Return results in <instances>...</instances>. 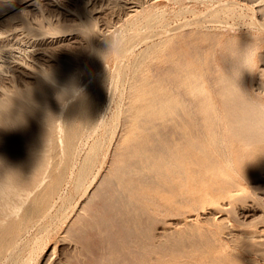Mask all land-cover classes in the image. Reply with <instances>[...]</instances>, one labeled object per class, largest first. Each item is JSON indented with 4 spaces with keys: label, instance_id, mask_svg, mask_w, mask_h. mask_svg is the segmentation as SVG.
Segmentation results:
<instances>
[{
    "label": "rangeland",
    "instance_id": "rangeland-1",
    "mask_svg": "<svg viewBox=\"0 0 264 264\" xmlns=\"http://www.w3.org/2000/svg\"><path fill=\"white\" fill-rule=\"evenodd\" d=\"M22 1L24 0H0V12H1L0 14L4 15L5 17L4 20H0V52H2V55L0 54V56H2L1 57L2 59L0 58V65H2L0 67V98H1L0 102L1 100L4 101L5 103L7 102V100H9V102L12 101L10 105L13 111L15 112L17 111V109H19L18 112L15 113L17 116H15V114H12V116L14 115L16 119L18 117L19 121L21 119V114L23 112L27 111L30 114L31 112L29 111L30 109L33 111L31 112V114L32 113L38 114L36 115L37 117L32 116V118H34V120L37 118L40 121L39 124H36L38 122L37 120L35 121L36 123L34 124L33 123L34 120L33 121L30 120L32 119L31 115L28 118L29 116L28 113H27L26 119H28L27 120L28 123L34 124V125L31 124V126L34 127L38 125L37 127L39 129L35 130L36 133L38 132L37 135H39L40 132L42 133V134L40 133L42 136H44L43 134H46L45 138H43L41 135H39L38 138H40L41 136L43 141H45L46 139L45 142L46 143L48 142L47 144L44 142L46 146V147L44 146V148L49 150L47 151L45 149V152L47 151L46 154L47 156L49 155L50 159L52 160L50 161L52 164L54 163V159L57 158L56 160L58 162L60 157L63 156L62 154L63 144L65 145L66 142L64 141V143H62V141L65 140L66 135H68V133H66L67 131L69 132L68 125L71 126L73 122L77 124L76 127L79 125L78 128H75V129L80 130V131H77L79 136H77L78 138L77 140L75 139L76 141H74L73 144L76 150L78 149L80 153L78 152V155H77L76 154L77 152H76L75 155H73L74 159L69 160L68 163L66 164V166L69 165L67 168H65L67 172L65 171L66 173L63 174V176L65 177L62 178L61 176V179H60V182L63 179L62 180L63 183H61L60 185L58 184L59 187L58 186L57 187L59 189L57 188L55 191L56 196L54 194V196L51 198L52 202L50 201L49 206L51 205L52 207H50V209H49V206L48 208H46V210L48 209V211L52 210L50 211L51 213L49 214V212L45 210L48 214L44 211L42 213V216L40 215L37 217L41 219L40 222H42L43 226L38 221L39 219H37L35 225H32V227L30 226L27 229V231L26 232L24 231V233L22 234V239L17 244L18 249L16 247V249L14 250L15 252H13L12 254H9V255L6 254L4 256H0V264H9V262H11L12 259L13 261L10 264H21L22 262L23 264H26L28 262H30V264H100L101 261H102L101 264H106V262L107 264H116V263L117 264H122V263L123 264H142V263L145 264L143 261V258H146L147 256L146 257H141V256L142 254L143 256H145V254L148 255L149 253L150 255L147 257V259L149 258V261L147 259H144L146 260L147 264L149 263L151 264H154V263L155 264H165V263L166 264H227V263L228 264H264V179H262L264 178V173H262L260 177H255V178L251 177V175L249 174V170L252 171L253 168L256 166L252 158L243 157V159L240 162H238V165H237L238 174L241 176H244L243 177L244 179L241 178L240 176L237 177L238 182H239L238 186H235L225 180H222L221 178L219 179V177L209 176V173L206 171V168L200 165L199 163L190 164V169H201L204 172L203 174H201V176L198 177L199 179H197L198 180L197 183H190V186L192 188L193 187L199 188V189H196L198 191L197 192L198 195H196L197 193L195 192L192 193L193 191H196V190L195 189L193 190L191 187H190L191 189L188 192V194L180 193L181 186H180L179 177L177 175L171 174L170 177H166L163 175L162 178H159L158 176L157 178H154V176L150 178L147 177L148 180L149 179L151 180V178H154L156 179V181L152 179L149 182V184H148V180L144 182V180H146V176H148L146 174H150V173L154 174L152 171L153 169L149 170V168H147L146 162L144 160H141L140 162L137 163L135 170L133 169L131 171V172L133 171L135 172H133L132 174L130 172L129 174L125 170L126 167L123 168L124 163H122V159L123 158L126 159L127 157H125L126 155L125 156L120 155V153L126 154L127 148H128V151L130 152V150L132 151V149H135L137 147L142 146L141 148L144 147V148L150 149L154 145V147L152 148L154 149L155 144H157L158 149L155 148L154 150H156V152L158 150L159 154L158 152L156 154L155 151H153L152 149L151 150L155 154L152 151L149 152V154L153 153L151 156H153L155 160H158L161 155H164V153L166 154L165 151H167V149L168 150L171 149V147L174 144L172 141L171 133L168 134V132H170L169 130H172V128L168 127L167 128L168 130L166 129L167 133L166 132L164 133V131L166 130H164V128L162 127L163 128V131H161L163 132L162 134H168V135L165 136L161 134L159 135V137H157L158 135H156V132L158 129V125L157 127L153 125L152 127L150 126L147 128L145 124H147L148 121H143L142 120L143 117L141 119L142 115H138L140 117H137L134 119V117L137 116L136 112H133V111L129 112L128 109L130 108L131 105L127 104L129 102L131 103L133 100H130V101L128 100L135 98V96L133 97V94H135L139 88H149L154 84V79L152 82V80H150L151 79L150 76L154 78L153 74L157 72L156 71L157 68L159 69V67L162 68V67L168 66L169 61H171L170 57L173 59H176L175 57L180 56L181 59L184 58L185 60H188L189 58V61H190L193 58L190 54L194 50L196 51L200 48H202V50H204L205 52L214 50V54H215L213 55L215 59L214 62L217 65L222 66V63L219 60L220 59L219 53H221L222 48L224 47V44H223L224 41L222 40H227L228 38H232V37L248 38L250 37V35L252 36L254 34L255 35L260 34L261 36L264 37V25L262 24L259 25L260 23H264V11H262L264 8L262 6L264 5V0H251V1L250 0H35V2H33L30 5L26 4L29 1L21 3ZM136 3H138V6H135L137 5ZM16 6L20 9V12L22 11L20 14H19V9L17 10ZM5 7L7 8V12L11 7L16 8L18 12L13 13L11 15L12 17L11 18L10 16H6L7 12L4 11ZM85 7H86V12L88 14L90 13L91 15H86L87 13L84 12L83 10L85 9ZM219 9L220 10L222 9V10L220 11ZM218 10H219V13H218ZM215 14L218 16H215V19H214L213 17ZM88 16L89 17L91 16V17L89 18ZM86 17H88L89 19ZM201 18L204 21H202ZM210 18L212 19L210 20ZM191 19L193 20V22L191 21ZM82 21L84 22L83 24H81ZM86 23L90 24L89 25L90 28L88 27ZM85 24L87 25L89 30L85 28L86 27ZM27 25L29 27H27ZM81 27L83 29L85 28V30L83 29L79 30V28ZM53 28L55 30H53ZM59 30L61 32H59ZM90 30H92L93 33H91ZM91 34L95 35V37L93 36L94 39L92 38V36H89ZM84 35L85 36L88 35L89 40ZM202 35L205 37L201 38ZM217 36L218 38H216ZM180 37L181 38L184 37V38L181 39ZM172 39H175V40H172ZM178 39L179 40L181 39V40L178 41ZM216 41H217V44H216ZM87 43H88V46H87ZM93 44L96 46V48L95 46H93ZM99 44L101 45L100 46L101 48L97 46ZM220 45L222 46V48ZM4 46L6 47L4 48ZM98 48L103 49V51L100 49L98 50ZM145 49L148 52H145ZM100 51L103 53L105 52V53L101 54ZM96 52H98L99 55L101 54L100 57L97 58V56L99 55ZM259 52L260 53L264 52V44L259 49ZM93 54L97 56H94ZM101 56L103 58H101ZM115 56L119 59L118 60L119 62L116 60L117 58ZM55 57L59 58L58 60L60 62H58L57 59L55 60L54 59ZM51 58H53L54 60ZM69 60H72V64L70 63L71 61L69 62ZM49 61L55 66H52V65L50 66L49 64L51 63ZM65 61L68 63H66ZM263 63H264V60L260 59V57L258 56L256 58V65L259 67V65L260 66L263 65ZM60 64L61 66H58ZM69 64H71L70 67H72V69L70 68V70L72 71V73H74V75L76 74V81L80 85L79 92L76 94V96H78L81 99V101L80 99H78V97L76 98L75 96H74L75 98L71 96V97H68L69 98L68 99L65 97L66 95L63 96L59 93H56V94L54 93L51 95V98L49 97L48 100L46 99V97H42L41 98L42 100L43 98H44V101L46 100L45 103H43V101L39 100L40 97L38 98L37 95L33 94L34 96H31V100H34V101L37 100V101L36 102L32 101L33 104L35 103L34 105H32L31 101L26 100L25 98L19 97V94L25 91H29L30 93L40 92L42 90L43 85L48 83L47 82L48 80L46 79V75L44 72H46L47 74L48 71L51 69L50 71L56 70L59 73H61L63 66L69 65ZM39 66L42 70V73L38 72L40 71ZM48 67L50 68L48 69ZM60 67L62 69H59ZM42 68H45L47 71ZM257 69L255 70L256 74H255L254 82H257L260 79L262 80L264 79V75L263 76L259 75ZM34 70H38V71H35L37 72V74L34 72ZM38 73H41L40 76ZM37 76L40 77L42 81L39 80ZM136 76H138L137 77L138 79H135ZM34 77H36L37 79H35ZM43 78L46 79L47 81L43 80ZM139 82H141V84ZM132 83L135 85V87L137 86V88H134L133 86V89H132L131 88ZM95 89L98 90L100 93V97L98 100L99 108L97 109L99 113L103 112L102 115H103L105 124L108 123L107 124L108 129H106L107 133H109L108 136H106L107 133H105L106 131L104 130L103 127L99 128L100 130L98 129L99 131L97 130V132L92 131L93 133H89L91 131V128H89V125L81 124L82 125L81 127L79 122L76 121V120H80L78 119V117L81 114L86 112L85 110L86 103L88 101L89 96L90 97L91 95L94 96V94L96 93ZM131 89L134 91L129 92L131 91ZM83 93L85 94V96H81L83 95ZM129 94H132V95H129ZM59 95H61L62 97ZM50 99L52 101H50ZM77 100H79L80 103ZM37 102L38 103L40 102V105L43 103L41 107L44 106V104L46 105V103H48L49 106L46 105L48 107L44 106L40 108L39 107L40 105L38 106ZM82 102H83V105H82ZM60 103L61 105H59ZM24 104H27L28 107H26V105ZM35 105H37L38 107H34ZM62 105L64 108L62 107ZM142 105L146 106L147 102H144V104L142 102ZM12 106H14V108ZM32 107L34 110L32 109ZM72 107H74L73 110H72ZM27 108L29 109L27 110ZM39 108L41 110L43 109V111L39 112L41 111ZM45 108H46V111H44ZM53 108L54 109L56 108V110H53ZM69 109L70 111H68ZM3 110H5L4 107H1L0 105V115H3V113H1V112H4ZM20 110H22L23 112L22 113L19 112ZM64 110L65 112L67 111V114L69 115H66ZM58 111L59 113L61 111V113L63 114H58ZM43 112H44V116H41L42 118L38 117L40 116V114H43ZM76 112L77 113L82 112V113L76 114ZM125 112L130 113V114L132 113L131 114L132 120L133 121L135 120L134 121L135 126L132 127L133 130H131L132 129L131 126L133 125V124L131 125L132 121L126 122V124L122 121L123 119L126 118V115H128L127 113L125 114ZM24 115H26V113H24ZM83 115H81L80 117H82ZM23 116L21 120H23ZM3 117L4 115L0 116V124H2L1 126H4V127L8 126V128L9 126H11V129L10 128L8 129L9 131L6 129L7 127L6 128L2 127V131H0L1 133L0 135H2L3 130H4V134L1 136V137H4V140L0 138V141L3 140V142H0V145H1L0 148L2 149V152L4 150L7 152V153L3 152L4 157L2 156V158H4L2 161H4L5 165L10 164V167H7V168H11V169L12 167L16 168L17 164L19 166L21 165L23 166V164L29 163V161L33 159V156L36 155V157H38L39 156L38 154H41V152L37 150L40 146V143H39L40 141L38 140L39 141L37 142L39 143L38 145L35 144V142L37 141L36 139L38 138L37 136H34L35 133L32 134L34 132L33 127L27 124V127H26L27 129H25V126L23 127V125H26L25 124L26 121L24 122L21 121L23 122L21 124L22 126H20L19 121L18 123L13 124L14 121L17 122L14 118H13L14 121L10 125L9 124L10 122L9 121L7 122V120H11L12 117L10 116L11 118L9 117L8 119L5 117L3 118ZM60 117H63V118H60ZM67 117L69 118L67 119ZM43 118L47 121V124H49L48 126L47 124H45L44 122L45 120ZM46 118L47 119L52 118V120H50L52 123H50V121L47 120ZM70 118L71 120H69ZM2 119L6 120V122H3L4 120ZM72 119L75 121H72ZM107 119L108 121H106ZM68 120L70 122L72 121V123L69 124L70 123L69 122L67 127L65 128L64 123H66ZM140 120H142L143 124L141 123ZM4 123H7L8 125L7 124L5 125ZM122 123H124V125ZM15 124H18L17 128H15L16 127ZM61 124L62 125L64 124V126H62ZM167 124L169 125L170 123H167ZM13 125L15 127H13ZM40 125H42V128H40ZM51 125H52V128L54 127L53 132L52 130H49L47 128L49 127L51 129ZM60 125L64 129L63 131L59 128ZM111 125H114V127H112ZM29 126L33 129L32 131H30L31 128H29ZM141 126L143 127V129ZM19 127H21L22 129ZM79 127H81V129H79ZM160 128L161 127H159V129ZM5 129L11 134L9 133L6 134L7 131H5ZM23 129L28 131V133L30 132L29 134H32V136L31 135L29 136V134H26V131L24 132ZM124 129H126V131ZM144 129H146L147 131ZM15 130H16L15 137H13L14 136L13 132ZM18 130L19 131L22 130L23 131V132L21 131L22 134ZM149 130H152L150 131L152 133L149 132L150 136L148 137L147 135H149L148 133ZM49 131L52 132V135H50L51 132L49 133ZM112 131H115V134H112ZM134 131H137L138 133ZM86 133L89 134L88 138H85L87 136ZM146 133L148 134L145 135ZM4 135L5 136L8 135V137L10 138L5 137ZM11 135L13 138L11 137ZM22 135L23 136L25 135L27 137V140H26V137L25 136L22 137ZM112 135L113 136L115 135V136L112 137L111 139ZM19 136H21L23 140L21 139V137L19 138ZM80 136H82L83 138ZM143 136L145 139H143ZM30 137L32 138L36 137L35 138L36 141L34 139H29ZM60 137L63 138V140ZM98 137L99 138L102 137L100 139V142H102V140L103 142L102 144L100 143L101 147H100V151L98 152V158H97L98 160H96L95 163L100 161L103 156L105 157V159L103 157L104 159V160L102 159L103 163L101 161L100 163H96V164L94 163L95 166L93 165V168L90 169V170L93 169L92 170L93 172L88 171V173L86 174L89 177V179H87V176H86L84 180H82V182L86 181L85 184L82 183L84 185L81 184L82 186H80L79 183H76L77 182V176H75L76 172L79 171V168L82 165V164L80 165V163H83L84 161L83 159H85L84 157L88 156L87 154L88 151L90 153L89 147L93 144L95 139ZM106 137H108L110 141H112L110 144H109L110 141L107 140ZM146 137L148 139H146ZM5 138H7L8 141L5 140ZM52 138L55 139L56 142ZM129 138L130 139L132 138V141ZM156 138L160 142L157 141ZM48 139L50 142L47 141ZM83 139H86V141ZM141 139H143L144 141H142ZM28 140H32V141L34 140V142L30 141V143H27ZM82 140L85 141L87 145ZM4 141H6V144L8 143V145H6ZM135 141H138V142H136L135 144ZM146 141L150 143L151 141H153L154 143L148 144ZM162 141L163 142L166 141L164 146L163 145L161 146L159 144V143L162 144ZM57 142L59 144L58 146H56L57 147L56 148L54 147V145ZM139 142H141V145L137 144ZM142 142H146L144 143L145 145H143ZM23 143L24 144L26 143V145H28L29 148ZM32 143L35 145H32ZM114 143H116L117 146ZM121 143L122 144L124 143L125 145L124 144L122 145ZM9 144H12V146H9ZM118 144H119V147H118ZM120 144L122 145L121 147H120ZM158 144H159V147H158ZM14 145H15V150H12L14 148ZM30 145H32V147H30ZM127 145L128 147L126 148ZM130 145L132 146L137 145V146H135V148L134 147L129 148V147H132ZM8 146H9V149L11 148L10 150H8L7 148ZM107 146L108 147L110 146V147L107 148ZM113 146L116 149L113 148ZM124 146L126 149L122 148ZM160 147H163V148L165 147L164 150L165 149L166 150L161 151ZM187 147H190V145H187ZM25 148L27 150H25ZM118 148H121V149H118ZM55 149L56 150L58 149V150L56 151ZM102 149H104V151H102ZM21 150L22 151L25 150V151L22 152ZM112 150L113 151L115 150V151L112 152ZM189 150H190V153L194 157H196L199 160L202 159V156H200L197 150H195L192 147H190ZM10 151L13 153L15 152L14 154L16 155L12 154L13 156H10L11 154ZM18 151L21 154H19ZM37 151H38V154L35 153ZM55 151L59 154H57ZM85 151H87V153ZM54 153H56L59 158ZM23 154L25 155V157ZM99 154L101 155L100 156L101 158L99 157ZM113 154L116 155L117 157L119 154V158L115 156V158H117L118 160L113 159L114 161H116V163L112 161ZM17 155L19 158L23 160H19L17 158ZM8 156H10L11 159L12 158L14 159V160L12 159L13 162L11 161V159H9L10 157ZM120 156L122 158H120ZM26 157L28 158V160L29 159L30 160L25 161L24 159H27ZM53 157L55 158L53 159ZM19 161L20 162L23 161V162L19 163ZM113 163L115 165L111 166V164ZM72 164L75 165V167ZM117 164L121 168L120 167L117 168L118 167ZM99 165L101 168L99 167ZM70 166L71 168H69ZM97 166L99 167L100 170H98ZM165 167H168V166H165ZM139 168L142 170H145L146 172L140 170ZM11 169H8V170L14 173V171ZM119 169L122 172L124 171L123 174L121 172L120 175H118L120 178L118 176L117 177L115 176L118 174V172H120ZM97 170H98V173H97ZM89 173L90 175H88ZM141 173L144 174L143 177L145 176L144 177L145 179L143 177L142 179H139L141 177ZM94 174H96L97 176ZM92 176H93V179H95V181L94 180L92 181ZM75 178L76 180H74ZM118 178L123 179L121 183L117 182ZM252 179H256V180H252ZM157 180L159 181L157 182ZM258 180H261V181H258ZM135 182L137 185L135 184ZM137 182H139V184ZM172 182H173V185H172ZM206 182L209 183V186L206 185L207 184ZM156 183H157V186H156ZM74 184H75V187L78 189V191L73 186ZM204 184L206 185V187ZM106 185L107 187L105 188ZM201 185H202V188H200ZM77 186L78 187L80 186V187L78 188ZM88 186L89 187L91 186V187L88 188ZM118 187L121 191L119 189H116ZM132 187H134L135 189ZM172 187L173 188L176 187L179 189L175 188L172 190ZM84 188H86V190L89 189L87 190L88 191L87 193H84L86 191ZM203 188L206 189V192L204 191ZM209 189L210 191H208ZM239 189L240 191L241 190H244V191L243 192L241 191L242 192L241 193ZM122 190H123L124 200L123 201L121 200L120 202L118 201L117 197L119 196V194L122 195L121 194ZM200 190L201 192L202 191L203 192L199 193ZM82 191H83V195H82ZM134 191L136 192V194L134 193ZM228 192L230 195L227 194ZM207 193L210 196L213 195L214 198L220 194H222V197H220L221 196L220 195L218 198H215L216 199L215 201H211L213 198L212 197L211 200L209 199L210 200L209 201L207 199L210 198V196H207L208 195ZM199 194H201L200 196L201 198L199 197ZM215 194L216 196H214ZM225 194L226 196H224ZM231 194L233 197L231 196ZM202 195H204L203 196L204 198L202 197ZM88 196L92 198L89 199ZM95 196H98V197H95ZM111 196L115 198V200ZM184 196L186 197L184 198ZM205 196L208 198H206ZM180 197L182 198L180 199ZM237 197H241L240 199L243 198L242 200L244 201H241L240 199H235ZM199 198H200V201H199ZM65 199L66 200L69 199L71 201L68 202ZM218 199H219V202H218ZM87 200H89L90 203L89 202L87 203ZM112 200L114 201V203H112L113 202ZM128 200L129 202H127ZM53 201L54 203H57V204L54 205ZM64 201L68 203L63 204ZM110 201L112 203L111 205L109 204ZM201 201L203 203H201ZM212 202L215 204H213ZM105 203H106V206H105ZM61 205H64L65 207ZM107 206L108 208L106 209ZM130 206H133V207H130ZM135 206H137V209ZM57 207H58L57 209L58 211H56ZM86 207H88L90 210L88 208L87 210H85ZM59 208H61V210ZM64 208L66 211L64 210ZM152 208H153V211H152ZM145 209H147L146 212H145ZM79 210H82V211H79ZM53 211H54L53 214L54 216H56V218L52 214ZM55 212H57L58 214L57 213L55 214ZM60 213L62 214L64 213L63 215L64 218L66 216L67 217L63 219L62 215L60 216ZM65 213H67V215ZM51 217L52 218L54 217V219H52ZM59 217H61V219ZM42 218H45V219H43L42 221ZM158 218L160 219V221L158 220ZM90 219L91 220L93 219V221H91ZM53 220H55L56 222ZM38 222L40 223L41 229H39L40 227L37 226V224H39ZM52 222H54V224H51ZM49 224H51V226ZM36 226L39 227L38 229L41 231H38ZM153 226L155 227L154 229H153ZM171 228L173 229L171 230ZM181 228H183V230L186 228V230L183 231ZM43 229H45L47 232ZM151 229H153L154 231ZM188 231L189 233L192 234V236L191 234L188 233ZM199 231H200L199 235L202 236V238L198 235ZM210 231H212L213 233L212 232H211L212 234L208 233ZM158 232L160 234L162 232V234L160 235L158 234ZM252 232L255 235L252 236ZM100 233H102V236ZM41 234L42 236H39ZM153 234H155V236H153ZM208 234H210V236H207ZM34 235H36V237ZM194 235L196 238L194 237ZM243 235H245L246 237ZM247 235L249 236L247 237ZM188 236H191L190 239L188 238ZM126 237L128 238V240ZM152 238H153V241H152ZM155 238H157V241ZM27 239L28 240L30 239V240L28 241ZM162 239H166V240L161 241ZM22 240L25 243L22 242ZM26 241L29 242V245ZM32 241L34 242L35 246L33 245ZM193 241L194 242L196 241V242L194 243ZM19 244L20 245L22 244L24 246L21 245L22 246L21 247ZM126 244H127V248H125ZM25 245H27L26 246L27 248L25 247ZM132 245H135L136 247L133 246L134 248H132ZM122 246L124 250L122 249ZM128 247H129V250H127ZM110 248L115 251L110 250ZM108 249L110 251H107ZM125 249L127 250V253L125 252L126 251ZM132 250H133V253H132L133 257L131 256V253H130V251L132 252ZM135 250L137 253L134 252ZM102 251L105 253V255L101 254L100 256L103 257V258L101 257L102 258L101 259L100 256H97V255H99V253H101ZM122 251H124L123 254H122ZM16 252H18L19 254ZM20 253H22L23 255L22 254L20 255ZM31 253L33 254L31 255ZM111 253L113 256H114V253L116 255L118 254L117 255L118 257L116 255L114 257L112 255L110 256ZM14 254L18 255L19 257H16V256L13 257ZM137 254L138 256H140V258L138 256H136L137 258L134 257V255H137ZM84 255L85 257L83 258ZM106 255L110 256V258L108 259L110 262L105 261L107 259L105 258ZM116 257L118 258V260H116L117 259ZM18 258L20 260H18ZM9 259L11 260L9 261ZM137 260L138 261L140 260L139 262L141 263H138ZM253 260H255V262Z\"/></svg>",
    "mask_w": 264,
    "mask_h": 264
},
{
    "label": "bare ground",
    "instance_id": "bare-ground-1",
    "mask_svg": "<svg viewBox=\"0 0 264 264\" xmlns=\"http://www.w3.org/2000/svg\"><path fill=\"white\" fill-rule=\"evenodd\" d=\"M29 1V2H28ZM251 1V0H250ZM24 2H28V3H26L27 5H30V4H32L33 2H35V0H24V1H22L21 3H24ZM131 2V1H130ZM135 2H137V1H135ZM228 2V1H227ZM233 2V1H232ZM20 3V2H19ZM20 3V4H21ZM137 5H135V6H138V3H136ZM16 5V4H15ZM17 5H19V4H17ZM26 5V6H27ZM39 5V4H38ZM226 5V4H225ZM13 6V5H12ZM36 6V5H35ZM229 6V5H228ZM263 7H264V5H262ZM130 7V6H129ZM223 7V6H222ZM261 7V6H260ZM262 7V8H263ZM12 8V7H11ZM9 9L8 10V12H7V8L5 7L4 8V11H6L7 13V15L6 16H10L11 17V15L13 14V13H15V12H18L17 10L19 9L17 6H16V8H17V10H16V8H12V9ZM23 8V7H22ZM22 8H21V10H22ZM83 8V7H82ZM135 8V7H134ZM137 8V7H136ZM81 9V8H80ZM216 9V8H215ZM214 9V10H215ZM231 9H233V8H231ZM259 9V8H258ZM3 10V9H2ZM82 10V9H81ZM84 10V12H86V7H85V9H83ZM135 10V9H134ZM140 10H142V9H140ZM189 10V9H188ZM211 10H213V9H211ZM210 10V11H211ZM220 10V9H219ZM219 10H218V13H219ZM222 10V9H221ZM220 10V11H221ZM217 11V10H216ZM225 11V10H224ZM229 11V10H228ZM262 11H264V8H263V10ZM22 12V11H21ZM20 12V9H19V14L21 13ZM81 12V11H80ZM83 12V11H82ZM83 12V13H84ZM207 12V11H206ZM1 13V12H0ZM5 13V12H4ZM3 13V14H4ZM87 13V12H86ZM204 13V12H203ZM258 13V12H257ZM18 14V13H17ZM85 14V13H84ZM202 14V13H201ZM211 14H212V12H211ZM210 14V15H211ZM1 15V14H0ZM83 15V14H82ZM86 15H91L90 13L88 14H86ZM197 15V14H196ZM195 16V15H194ZM198 16V15H197ZM204 16V15H203ZM213 16V15H212ZM215 16H218V15H214V19H215ZM220 16V15H219ZM78 17V16H77ZM89 17V16H88ZM88 17H86V18H88ZM91 17V16H90ZM89 17V18H90ZM155 17V16H154ZM201 17V16H200ZM221 17V16H220ZM12 18V17H11ZM88 18V19H89ZM203 18V17H202ZM201 18V19H202ZM5 19V17H4V15H1L0 16V20H4ZM83 19V18H82ZM194 19V18H193ZM209 19V18H208ZM212 18H210V20H211ZM86 20V19H85ZM187 20V19H186ZM47 21V20H46ZM84 21V20H83ZM82 21V23L81 24H83L84 22ZM189 21V20H188ZM191 21L193 22V20L191 19ZM202 21H204L203 19H202ZM222 21V20H221ZM260 21V20H259ZM198 22V21H197ZM213 22V21H212ZM215 22V21H214ZM200 23V22H199ZM219 23V22H218ZM87 24V23H86ZM85 24V25H86ZM187 24V23H186ZM264 25V23H260L259 25ZM84 25V26H85ZM88 25V27H89V23L87 24ZM87 25H86V29H88V27H87ZM168 25V24H167ZM179 25V24H178ZM181 26H182V24H181ZM180 26V27H181ZM27 27H29L28 25H27ZM41 27V26H40ZM52 28V27H51ZM85 28L83 29L82 27L81 28H79V30L81 29H83V30H85ZM90 28V27H89ZM169 28V27H168ZM172 28V27H171ZM190 28V27H189ZM198 29V28H197ZM53 30H55L54 28H53ZM89 30V29H88ZM174 30V29H173ZM44 31V30H43ZM59 32H61L60 30H59ZM83 32H85V31H83ZM90 32L91 33H93L92 32V30H90ZM89 32V33H90ZM187 32V31H186ZM195 32V31H194ZM208 32V31H207ZM45 33V32H44ZM43 33V34H44ZM54 33V32H53ZM55 33H56V31H55ZM88 33V34H89ZM181 33V32H180ZM193 33V32H192ZM191 33V34H192ZM196 33V32H195ZM198 33V32H197ZM58 34H60V33H58ZM65 34V33H64ZM180 35V34H179ZM50 36V35H49ZM56 36V35H55ZM85 36V35H84ZM89 36H92V38H93V36L95 37V35H89ZM89 36L87 35V36H85V37H87V39L89 40ZM96 36H98V35H96ZM161 36V35H160ZM183 36V35H182ZM199 36V35H198ZM219 36V35H218ZM218 36L216 37V38H218ZM177 37V36H176ZM203 37H205V36H203L202 35V37L201 38H203ZM92 38H90V39H92ZM181 38V37H180ZM184 38V37H183ZM183 38H181V39H183ZM215 38V37H214ZM94 39V38H93ZM96 39H97V37H96ZM107 39V38H106ZM180 39V40H181ZM221 39V38H220ZM125 40V39H124ZM130 40V39H129ZM172 40H175V39H172ZM179 39H178V41H180ZM197 40V39H196ZM217 40V39H216ZM126 41H128V40H126ZM125 41V42H126ZM222 41H224L223 42V44H224V47L222 48V46H221V48H222V51H221V53H219L220 54V61H221V63H222V66H220V65H217L214 61H215V59H214V56L213 55H215L214 54V50H211V51H209V52H205L204 50H202V48H200V49H198V50H194L193 52H191V56L193 57L190 61H189V58H188V60H185L184 58H180V56L179 57H175L176 59H173V58H171L170 57V59H171V61H169V64H168V66H166V67H162V68H160L159 67V69L157 68V72L156 73H152L153 74V76H154V78H152L151 76H150V80H152V82H153V79H154V84L151 86V87H149V88H139L138 89V91L135 93V94H133V97L135 96V98L133 99H129L128 101H130V100H133L131 103L129 102V103H127V104H130L131 106H130V108L128 109V111L129 112H136V117H134V119L135 118H137V117H140V116H138V115H142L141 116V119H142V117H143V121H148V123L147 124H145L146 125V127L148 128V127H152L153 125H155L156 127H157V125H158V129H159V127H163L164 128V130H166L168 127H171L172 128V130H169L170 132H168V134H170L171 133V137H172V141H173V146L171 147V149L170 150H168L167 149V151H165L164 150V148L163 147H160V150L161 151H165L166 152V154L164 153V155H161L160 156V158L158 159V160H155V158L153 157V156H151L154 152L153 151H155V153L157 154V152H158V150H157V152H156V150H154L155 148L156 149H158L157 148V144H155V148L154 149H152L153 147H154V145H153V147H151L150 149H148V148H141V147H137V148H135V146H137V145H135V146H132V145H134V144H132V145H130V146H132V147H129V148H135V149H132V151L130 150V152L128 151V145L126 146V148H125V146L124 147H122L123 149H126V151H127V153L126 154H121L120 153V155L122 156V155H126L125 157H127L126 159H122V163H124V167L123 168H125V170L130 174V172L134 169L135 170V168H136V165H137V163L138 162H140L141 160H144L145 162H146V164H147V168H149V170L151 169H153L152 171H153V173L154 174H146V175H148V176H146V180H144L145 178V176L143 177V175L144 174H142L141 173V177L139 178V179H142V177L144 178L143 180H144V182H146L148 179H147V177H153L154 176V178H157V176L159 177V178H162V176L164 175V176H166V177H170V175L172 174V175H177L178 177H179V181H180V193H186V194H188V192L190 191V189L192 188L191 186H190V183H197V179H199L198 177L199 176H201V174H203L204 172L201 170V169H190V164H192V163H199L200 165H202V166H204L205 168H206V171L209 173V176H213V177H219V179L221 178L222 180H225V181H227V182H229V183H231V184H233V185H235V186H238L239 185V182H238V179H237V177H241V178H243L244 176H241V175H239L238 174V170H237V165H238V162H240L242 159H243V157H250V158H252L253 159V162L255 163V167L253 168V170L252 171H250L249 170V174L251 175V177H260L261 175H262V173H264V79L262 80V79H260L259 81H257V82H254V80H255V70L257 69V71H258V73H259V75H261V76H263L264 75V63H263V65H259V67L256 65V58L259 56L260 57V59H262V60H264V52H259V49L263 46V44H264V37L263 36H261L260 34L259 35H250V37H248V38H244V37H232V38H228L227 40H222ZM93 42V41H92ZM92 42H90V43H92ZM95 42H96V40H95ZM125 42H124V44H125ZM203 42H204V40H203ZM90 43H89V45H90ZM131 43H132V41H131ZM130 43V44H131ZM173 43V42H172ZM183 43H185V42H183ZM129 44V45H130ZM133 44H134V42H133ZM174 44V43H173ZM205 44V43H204ZM215 44V43H214ZM216 44H217V41H216ZM222 44V45H223ZM213 45V44H212ZM39 46V45H38ZM87 46H88V43H87ZM93 46H95L94 44H93ZM98 47H100L101 45L99 44V45H97ZM106 46V45H105ZM179 46V45H178ZM6 46H4V48H5ZM46 47V46H45ZM130 47V46H129ZM177 47V46H176ZM208 47V46H207ZM219 47V46H218ZM94 48V47H93ZM95 48H96V46H95ZM101 48V47H100ZM100 48H98V50L100 49ZM131 48V47H130ZM150 48V47H149ZM214 48V47H213ZM12 49V48H11ZM44 49V48H43ZM90 49V48H89ZM88 49V50H89ZM91 49H92V47H91ZM181 49V48H180ZM46 50V49H45ZM95 50V49H94ZM97 50V51H98ZM100 50H102L103 51V49H100ZM124 50V49H123ZM186 50V49H185ZM10 51V50H9ZM93 51V50H92ZM92 51H91V53H92ZM179 51V50H178ZM95 52V51H94ZM101 52V51H100ZM99 52V53H100ZM145 52H148V51H146V49H145ZM97 54H98V52H96ZM95 53V54H96ZM103 52H101V54H102ZM105 53V52H104ZM103 53V54H104ZM185 53V52H184ZM0 54L2 55V52H0ZM100 54V55H101ZM181 54V53H180ZM94 55V54H93ZM99 55V54H98ZM100 55L99 56H97V55H94V56H97V58L98 57H100ZM148 55V54H147ZM173 55V54H172ZM189 55V54H188ZM245 55H246V57H247V65H248V67L247 66H245L244 65V57H245ZM56 56V55H55ZM124 56V55H123ZM2 56H0V58H1ZM42 57V56H41ZM53 57H54V55H53ZM89 57V56H88ZM90 57H92V56H90ZM116 57V56H115ZM46 58V57H45ZM50 58V57H49ZM68 58H70V57H68ZM101 58H103L102 56H101ZM117 58V57H116ZM2 59V58H1ZM48 59V58H47ZM51 59H53V58H51ZM55 60L57 59H59V58H57V57H55L54 58ZM53 59V60H54ZM88 59V58H87ZM91 59V58H90ZM94 59V58H93ZM105 59V58H104ZM173 59V60H172ZM38 60V59H37ZM61 60V59H60ZM92 60V59H91ZM103 60V59H102ZM117 61L119 60L118 58L116 59ZM35 61V60H34ZM71 61V62H70ZM98 61V60H97ZM166 61V60H165ZM50 62V61H49ZM58 62H60L59 60H58ZM66 62V61H65ZM69 62L72 64V60H69ZM92 62H94V61H92ZM119 62V61H118ZM51 63V62H50ZM62 63H63V61H62ZM61 63V64H62ZM66 63H68V62H66ZM86 63V62H85ZM90 63V62H89ZM49 64V63H48ZM54 64H56V63H54ZM58 64V63H57ZM61 64L60 65H58V66H61ZM71 64H69V65H65V66H63V69L60 67L59 69H62V71H61V73H59L58 71H56V70H54V71H48V73L46 74V72H44L45 73V75H46V79L48 80H46V79H44L43 78V80H45V81H47L46 83L47 84H45V85H43V87H42V90L40 91V92H38V93H30L29 91H25V92H22V93H20L19 94V97H22V98H25L26 100H29V101H33V102H36V101H34V100H31V96H34V95H37V97L39 98L40 97V101H43V103H45V101H44V98H43V100L41 99L42 97H46V99L48 100L49 99V97L51 98V95L52 94H56V93H59V94H61V95H63V96H65L66 98H68V97H78V96H76V94L79 92V88H80V85H79V83L76 81V74L74 75V73H72V71L70 70V68L72 69V67H70V65ZM88 64V63H87ZM91 64V63H90ZM95 64V63H94ZM119 64V63H118ZM165 64H166V62H165ZM50 66L52 65V66H55V65H53L52 63L51 64H49ZM74 65V64H73ZM92 65H93V63H92ZM96 65V64H95ZM135 65H136V63H135ZM2 65H0V67H1ZM69 66V67H68ZM163 66H164V64H163ZM43 67V66H42ZM38 68V67H37ZM39 68H40V66H39ZM50 67H48V69H49ZM3 69V68H2ZM42 69H45V68H42ZM46 70V69H45ZM35 71H38V70H34V72ZM44 71V70H43ZM47 71V70H46ZM38 72H41L42 73V70H41V68H40V71H38ZM36 74H37V72H35ZM41 73H38L39 74V76H40V74ZM43 73V74H44ZM86 74V73H85ZM35 75V74H34ZM78 75V74H77ZM80 76V75H79ZM38 77V76H37ZM78 77V76H77ZM138 76H136V78L135 79H138L137 78ZM260 77V76H259ZM35 79H37L36 77H34ZM39 78V80H41L42 81V79L40 78V77H38ZM82 83H83V81H82ZM140 84H141V82H139ZM208 83V84H207ZM97 84V83H96ZM150 84V83H149ZM151 85V84H150ZM28 86V85H27ZM26 86V87H27ZM132 86V87H131ZM130 87L133 89V86H134V88H137V86L135 87V85L132 83V85H131ZM15 87H16V85H15ZM25 87V88H26ZM29 87V86H28ZM19 88V87H18ZM31 88V87H30ZM101 88V87H100ZM103 89V88H102ZM131 89V91H129V92H132V91H134V90H132ZM20 90V89H19ZM96 90V89H95ZM100 90V89H99ZM6 91H8V90H6ZM12 91V90H11ZM16 91V90H15ZM14 91V92H15ZM22 91H23V89H22ZM6 93H8V92H6ZM13 93V92H12ZM94 93H95V91H94ZM102 93V92H101ZM5 94V93H4ZM4 94H2V95H4ZM34 94V95H33ZM61 95H59V96H61ZM79 95H81V94H79ZM129 95H132V94H129ZM6 96V95H5ZM15 96H17V95H15ZM81 96H85V94L83 93V95H81ZM13 97V96H12ZM62 97V96H61ZM74 97V98H75ZM99 97H100V93H99V91L98 90H96V93L94 94V96H92L91 95V97L89 96V98H88V101H87V103H86V106H85V110H86V112L85 113H83V114H81L82 112H80V113H77L76 112V114H81V115H83L82 117H78V119H80V120H76V121H78L79 122V124L81 125V124H85V125H89V128H91V131L89 132V133H93V132H97V130L99 129V128H101V127H103L104 128V130L106 131V129H108V123L107 124H105V121H104V118H103V115H102V113H99L98 112V109L97 108H99L98 107V100H99ZM129 97V96H128ZM9 98V97H8ZM101 98H102V96H101ZM1 99V98H0ZM3 99V98H2ZM5 99H7V98H5ZM17 99V98H16ZM69 99V98H68ZM78 99H80L79 97H78ZM13 100V99H12ZM25 101V100H24ZM50 101H52L51 99H50ZM71 101V100H70ZM78 102H79V100H77ZM80 101H81V99H80ZM83 101V100H82ZM12 102V101H11ZM11 102H9V100H7V102L5 103L4 101H2L1 100V102H0V105H1V107H4V109L5 110H3L4 112H1V113H3V115H4V117L5 118H9L10 116L12 117H10L11 118V120H7V122L9 121L10 123V125H11V123L14 121V119L17 121V122H13V124L14 123H18V117H17V119L15 118V116H17L15 113H17L18 112V110L19 109H17V111H13V109L11 108ZM30 102V103H31ZM33 102L31 103L32 105H34L33 104ZM142 102H143V104H144V102H147V105L145 106V105H142ZM38 103V102H37ZM42 103V104H43ZM74 103V102H73ZM72 103V104H73ZM80 103V102H79ZM41 104V105H42ZM72 104H70V105H72ZM84 104H85V102H84ZM13 105V104H12ZM24 105H26V107H28L27 106V104H24ZM23 105V106H24ZM40 105V102L38 103V106ZM41 105L39 106L40 108H42V107H48L49 105H48V103H46V105H48V106H46L45 104H44V106H42L41 107ZM55 105V104H54ZM59 105H61V103L59 104ZM76 105V104H75ZM81 105V104H80ZM82 105H83V102H82ZM81 105V106H82ZM22 106V107H23ZM31 106V105H30ZM29 106V107H30ZM37 105H35L34 107H38ZM56 106H58V105H56ZM81 106H80V108H81ZM127 106H129V105H127ZM127 106H126V108H127ZM13 108H14V106H12ZM61 107V106H60ZM62 107H63V105H62ZM67 107V106H66ZM75 107V106H74ZM74 107H72V110H73V108ZM84 107V106H83ZM39 108V109H40ZM59 108V107H58ZM64 108V107H63ZM68 108V107H67ZM29 108H27V110H28ZM32 109H33V107H32ZM36 109V108H35ZM39 109H37V110H39ZM60 109V108H59ZM62 109V108H61ZM84 109V108H83ZM1 110H2V108H1ZM15 110H16V108H15ZM34 110V109H33ZM36 110V111H37ZM41 110V109H40ZM53 110H56V108L54 109L53 108ZM78 110V109H77ZM81 110V109H80ZM29 111H31V112H33L31 109L29 110ZM43 111V109L41 110V111H39V112H42ZM44 111H46V108H45V110ZM47 111H48V109H47ZM63 111V110H62ZM68 111H70V109L68 110ZM14 112V113H13ZM19 112H23L22 110H20ZM31 112H30V114H29V112H27V111H25V112H23L22 114H21V119H22V116L24 115V113H26V115H24L23 116V120H21L20 119V126H22L21 124L24 122V121H26L25 122V124L26 125H23V127L25 126V129H27L26 127H27V124L28 125H30L31 126V124L32 123H28V119H26V117H27V113L29 114V116H28V118L30 117V115H31V118H32V116H36V115H38V114H35V113H32L31 114ZM39 112H37V113H39ZM64 112H65V110H64ZM8 116H6L5 114ZM66 113V115H69V114H67V111L65 112ZM73 113V112H72ZM120 113V112H119ZM127 112H125V114H126ZM12 114H15V116L13 115L12 116ZM18 114H20V113H18ZM47 114H48V112H47ZM53 114V113H52ZM58 114H63V113H61V111H60V113H59V111H58ZM74 114H75V112H74ZM128 115H126V118L125 119H123L122 121L126 124V122H131L132 121V123H131V128L133 127V126H135L134 125V121L132 120V117H131V114L130 113H127ZM3 115H0V116H3ZM10 115V116H9ZM55 115H57V114H55ZM65 115V114H64ZM65 115V116H66ZM118 115V114H117ZM135 115V114H134ZM133 115V116H134ZM41 116H44V112H43V114H40V116H38V117H41ZM48 116V115H47ZM60 116V115H59ZM58 116V117H59ZM77 116V115H76ZM75 116V117H76ZM122 116V115H121ZM3 117V118H4ZM20 117V116H19ZM37 117V116H36ZM46 117V116H45ZM54 117V116H53ZM52 117V118H53ZM57 117V118H58ZM64 117V116H63ZM63 117H60V118H63ZM71 117V116H70ZM74 117V118H75ZM14 118V119H13ZM42 118V117H41ZM52 118L51 119H47V120H52ZM65 118V117H64ZM69 117H67V119H68ZM114 118V117H113ZM123 118V117H122ZM24 119H26V120H24ZM44 119V118H43ZM55 119V118H54ZM53 119V120H54ZM66 119V120H67ZM76 119V118H75ZM121 119V118H120ZM2 120H4V119H2ZM30 120H34V118H32V119H30ZM38 121L37 123L35 122V121ZM45 120V119H44ZM57 120H59V119H57ZM61 120V119H60ZM69 120H71V118L69 119ZM67 121L66 123H64L65 124V128L67 127V125H68V123L70 122V121ZM110 120H111V118H110ZM142 120H140L141 121V123L143 124V122H142ZM21 121H23V122H21ZM43 121V120H42ZM41 121V122H42ZM62 121V120H61ZM72 121H75V120H73L72 119ZM72 121L69 123V124H71L72 123ZM106 121H108V119L106 120ZM3 122H6V120H4ZM30 122V121H29ZM45 122V124H47V121L45 120L44 121ZM43 122V123H44ZM57 122V121H56ZM60 122V121H59ZM109 122H111V121H109ZM34 124L36 123V124H39L40 123V121L36 118L35 120H34V122H33ZM50 123H52L51 121H50ZM53 123H55V122H53ZM63 123V122H62ZM117 123V122H116ZM121 123V122H120ZM124 123H122L123 125H124ZM137 123V122H136ZM167 123H170L169 125L167 124ZM5 125L7 124V123H4ZM34 124H32V125H34ZM42 124V123H41ZM44 124V125H45ZM64 124L62 125V126H64ZM111 124V123H110ZM112 124H113V122H112ZM141 124V125H142ZM2 124H0V131H2V127L3 128H6L7 130L10 128L11 129V126H9V128H8V126H1ZM8 125V124H7ZM16 125V127L13 125V127H15V128H17L18 127V124H15ZM49 124H47V126H48ZM60 125V129L63 131L64 129H63V127ZM76 125L77 124H75L74 122H73V124H71V126L70 125H68L69 127V132L67 131L66 133H68V135H66V137H65V140H63V138H61L63 141H62V143H64V141L66 142L65 143V145L63 144V149H62V154H63V156H61L60 157V159L58 160V162H57V158L56 159H54L55 157H53V159H54V163L52 164L50 161H52L51 159H50V157H49V155L47 156V154H46V152L47 151H49L48 149H46V148H44V146H45V144H44V142L46 141V139H45V141H43V139L41 138V134L39 133V135H41L40 136V138H38L39 137V135H37L38 134V132L36 133L35 132V130L36 129H39L37 126L38 125H36V126H31V127H33V129H34V132L32 133V134H34L35 133V135L34 136H37V138L38 139H36L35 140V138H32V137H30L29 139H34L36 142H35V144L36 145H38L39 143H40V146H39V148H38V146H37V150L38 151H40L41 152V154H38V151L37 152H35L36 154H38L39 156L38 157H36V155L35 156H33V159L32 160H28V158L27 159H24L25 161L26 160H28L29 161V163H27V164H23V166L21 165V166H19L18 164H17V167L16 168H14V167H12V169L11 168H7V167H10V164L8 165V164H6L5 165V163H4V161H2L4 158H2V156H3V152H5V153H7L5 150L2 152V149H1V151L0 152H2V153H0V256H4V255H6V254H12L13 252H15L14 250L16 249V247L18 246L17 244L20 242V240L22 239V234L24 233V231L26 232L27 231V229L31 226L32 227V225H35V223H36V221H37V219H39V218H37L38 216H42V213L46 210V208H48V206H49V204H50V201L52 200L51 198L54 196V194L56 193L55 191H56V189L59 187L58 186V184L60 185L61 183H63L62 182V180H61V182H60V179H61V176H62V178L63 177H65V176H63V174L64 173H66L67 172V170H65V168H67L68 166H66V164L68 163V161L69 160H71V159H74L73 158V155H75V153L78 155V149L76 150V148H75V146H74V141H76L77 140V136H79L78 135V133H77V131H80V130H78V129H75V128H78V126L76 127ZM137 125V124H136ZM29 126V128H31ZM54 126V125H53ZM112 127H114V125H111ZM127 126V125H126ZM139 126V125H138ZM143 126V125H142ZM141 126V127H142ZM12 127V128H13ZM81 127H82V125H81ZM81 127H79V129H81ZM88 127V126H87ZM86 127V128H87ZM116 127H117V125H116ZM19 128H21V127H19ZM40 128H42V125H40ZM49 130H52V132H53V129H54V127L52 128V125H51V129L49 128V127H47ZM46 128V129H47ZM67 128V129H68ZM122 128H123V126H122ZM157 129V132H156V135H158L157 137H159V135H161L163 132H161V131H163V128L162 129ZM171 128H169V129H171ZM5 129V131H7ZM22 129V128H21ZM32 128H31V130L30 131H32L33 130ZM88 129V128H87ZM86 129V130H87ZM110 129H111V127H110ZM114 129H116V128H114ZM138 129V128H137ZM140 129V128H139ZM142 129H143V127H142ZM153 129H155V128H153ZM17 130V129H16ZM16 130L13 132L14 133V136L13 137H15V133H16ZM20 130V129H19ZM18 130V131H19ZM100 130V129H99ZM98 130V131H99ZM125 131H126V129H124ZM131 130H133V128L131 129ZM144 130H146V129H144ZM143 130V131H144ZM168 130V129H167ZM167 130L166 131H164V133L166 132L167 133ZM9 131V130H8ZM6 132V134H8L9 132ZM13 131V130H12ZM22 131V130H21ZM21 131H19L21 134H22V132L24 131H26V130H24L23 129V131L21 132ZM38 131V130H37ZM66 131V130H65ZM64 131V132H65ZM93 131V132H92ZM140 131V130H139ZM147 131V130H146ZM150 131H152V130H149L148 131V133L150 132ZM47 132V131H46ZM51 131H49V133H50ZM52 132L50 133V135H52ZM64 132H62V133H64ZM134 132H137V131H134ZM161 132V133H160ZM30 133V132H29ZM28 133V131H26V134H29ZM61 133V132H60ZM65 133V134H66ZM105 133H107V131L105 132ZM120 133V132H119ZM138 133V132H137ZM148 133H146L145 135H147ZM150 133H152V132H150ZM150 133H149V135H147L148 137L150 136ZM155 133V132H154ZM1 134V133H0ZM3 134H4V130H3ZM2 134V135H3ZM9 134H11V133H9ZM20 134V135H21ZM24 134V133H23ZM32 134H29V136L31 135L32 136ZM64 134V135H65ZM87 134V136L85 137L84 135V137L85 138H88L89 137V134L88 133H86ZM85 134V135H86ZM95 134V133H94ZM99 134V133H98ZM101 134V133H100ZM112 134H115V131H112ZM123 134V133H122ZM132 134V133H131ZM136 134V133H135ZM168 134H162V135H168ZM2 135H0V138H2L3 140H4V137H1ZM44 136H42L43 138H45V135L46 134H43ZM61 135V134H60ZM106 135V134H105ZM104 135V136H105ZM109 135V133H107V135L106 136H108ZM120 135V134H119ZM5 136V135H4ZM10 136V135H9ZM18 136V135H17ZM25 136V135H24ZM23 135H22V137H24ZM28 136V135H27ZM28 136V137H29ZM33 136V137H34ZM115 136V135H114ZM113 135L111 136V139H112V137H114ZM127 136V135H126ZM125 136V137H126ZM5 137H7V138H10V137H8V135L7 136H5ZM11 137H12V135H11ZM12 137V138H13ZM21 136H19V138H20ZM21 137V139L23 140V138ZM26 137V136H25ZM54 137V136H53ZM55 137H56V135H55ZM54 137V138H55ZM59 137V136H58ZM62 137H63V135H62ZM80 137H82V136H80ZM129 137H130V135H129ZM142 137V136H141ZM156 137V136H155ZM7 138H5V140H7ZM11 138V139H12ZM17 138V137H16ZM83 138V137H82ZM81 138V139H82ZM92 138V137H91ZM102 138V137H101ZM101 138H96L95 139V141L93 142V144L89 147L90 148V153H89V151H88V153H87V151H85L87 154H88V156H86V157H84L85 159H83L84 161H83V163H80V168H79V171L78 172H76V175L75 176H77V182L76 183H79V185L80 186H82V185H84L85 184V182L86 181H83L82 182V180H84V178L87 176L86 174L88 173V171L90 172V171H92V170H90L91 168H93V165H94V163H95V161L96 160H98L97 158H98V152L100 151V143L102 144V142H103V140H102V142H100V139ZM107 138V140H109L110 141V139L108 138V137H106ZM118 138V137H117ZM121 138V137H120ZM140 138V137H139ZM167 138V137H166ZM1 139V140H2ZM41 139V140H40ZM53 139V138H52ZM76 139V140H75ZM80 139V140H81ZM104 139H105V137H104ZM127 139V138H126ZM126 139H124V140H126ZM130 139V138H129ZM143 139H145L144 138V136H143ZM143 139H141L142 141H144ZM146 139H148L147 137H146ZM150 139V138H149ZM157 139V138H156ZM160 139V138H159ZM3 140L2 141H0V142H3ZM26 140H27V137H26ZM34 140L32 141V140H28V142L27 141H25V142H27V143H30V141L31 142H34ZM40 142H39V141ZM53 140H55V139H53ZM58 140V139H57ZM83 140H85L86 141V139H83ZM82 140V141H83ZM131 141H132V138L130 139ZM140 140V139H139ZM138 140V141H139ZM8 141V140H7ZM9 141H10V139H9ZM17 141V140H16ZM47 141H49V139L47 140ZM79 141V140H78ZM85 141H83L84 143H85ZM92 141V140H91ZM108 141V142H109ZM138 141H135V144H136V142H138ZM148 141H150V140H148ZM157 141H159L158 139H157ZM156 141V142H157ZM20 142V141H19ZM37 142H39V143H37ZM50 142V141H49ZM55 142H56V140H55ZM105 142V141H104ZM107 142V141H106ZM112 141H110L109 142V144L111 143ZM116 142V141H115ZM147 142V141H146ZM146 142H142V144L143 145H145L144 143H146ZM160 142V141H159ZM165 142L166 141H162V144L161 143H159L161 146L163 145L164 146V144H165ZM4 143L6 144V141H4ZM3 143V144H4ZM16 143V142H15ZM46 143V142H45ZM48 143V142H47ZM46 143V144H47ZM76 143V142H75ZM77 143H79V142H77ZM117 143V142H116ZM116 143H114V144H116ZM148 144L150 143V142H147ZM152 143H154L153 141H151V143L150 144H152ZM24 144V143H23ZM35 144H33L32 143V145H35ZM58 142L57 143H55V145H54V147H56V146H58ZM82 144V143H81ZM86 144V143H85ZM104 144V143H103ZM108 144V145H109ZM122 144V143H121ZM120 144V147L124 144H122L121 145ZM137 144H140L141 145V142H139V143H137ZM159 144H158V147H159ZM6 145H8V143L6 144ZM18 145V144H17ZM20 145V144H19ZM24 145H26V143L24 144ZM23 145V146H24ZM32 145H30V147H32ZM49 145H50V143H49ZM52 145V144H51ZM80 145V144H79ZM87 145V144H86ZM90 145V144H89ZM125 145V144H124ZM139 145V146H140ZM168 145V144H167ZM187 145H190V147H192V148H194L195 150H197V152L200 154V156H202V159L201 160H199V159H197L196 157H194L191 153H190V150H189V148L190 147H187ZM1 146V145H0ZM9 146H12V144H9ZM9 146L7 147L8 148V150H10L9 149ZM28 148H29V146L28 145H26ZM82 146V145H81ZM115 146V145H114ZM113 146V148H115L116 146H117V144H116V146L114 147ZM148 146V145H147ZM169 146H170V144H169ZM22 147V146H21ZM25 147V146H24ZM26 147V148H27ZM46 147V146H45ZM103 147V146H102ZM110 147V146H109ZM108 146H107V148H109ZM118 147H119V144H118ZM150 147V146H149ZM3 148H4V146H3ZM13 148V147H12ZM25 148V150H27ZM57 148V147H56ZM60 148V147H59ZM58 148V149H59ZM167 148V147H166ZM6 149V148H5ZM45 149L47 150L46 152H45ZM53 149V148H52ZM52 149H51V151H52ZM57 149V150H58ZM116 149V148H115ZM118 149H121V148H118ZM122 149V150H123ZM153 151H152V150ZM12 150H15V145H14V148L12 149ZM24 150V151H25ZM56 150V149H55ZM56 150V151H57ZM89 150V149H88ZM22 151V150H21ZM24 151H22V152H24ZM55 151V152H56ZM102 151H104V149H102ZM115 151V150H114ZM113 150H112V152H114ZM153 152L152 154H149V152ZM9 152V151H8ZM19 152V151H18ZM29 152V151H28ZM39 152V153H40ZM53 152H54V150H53ZM118 152V151H117ZM117 152H115V153H117ZM124 152H125V150H124ZM129 152V153H128ZM10 156H13L12 154H14L13 152H11L10 151ZM17 153V152H16ZM27 153V152H26ZM50 153V152H49ZM57 153V152H56ZM54 153L56 156H57V154H59V153ZM80 153V152H79ZM86 153H85V155H86ZM101 153V152H100ZM114 153V154H115ZM119 153V152H118ZM123 153V152H122ZM154 153V154H155ZM162 153V152H161ZM19 154H21L20 152H19ZM25 154V153H24ZM23 154V155H24ZM112 154V153H111ZM113 154V155H114ZM158 154H159V152H158ZM163 154V153H162ZM14 155H16V154H14ZM22 155V156H23ZM52 155H53V153H52ZM54 155V156H55ZM76 155V156H77ZM106 155V154H105ZM113 155H112V161H114L113 159H117V158H119V154H118V157L116 156V155H114V157H113ZM7 156V155H6ZM10 156H8V157H10ZM21 156V155H20ZM101 155L99 154V157H100ZM115 156L117 157V158H115ZM120 156V158H122ZM155 156V155H154ZM4 157V156H3ZM14 157H16V156H14ZM24 157H25V155H24ZM35 157V158H34ZM58 157V156H57ZM104 157V156H103ZM103 157L101 158V162L105 159V157H104V159H103ZM156 157H158V156H156ZM17 158L19 159V160H23V159H21V158H19L18 157V155H17ZM59 158V157H58ZM99 158V159H100ZM9 159H11V157L9 158ZM13 159V158H12ZM11 159V161L13 162V160ZM50 159V160H49ZM103 159V160H102ZM111 159V158H110ZM55 160H56V162H55ZM118 160V159H117ZM16 161H18V160H16ZM81 161V160H80ZM100 161H98V162H96V163H100ZM8 162V161H7ZM6 162V163H7ZM23 162V161H22ZM22 162H20L19 161V163H22ZM109 162H110V160H109ZM115 163H116V161H114ZM15 163V162H14ZM25 163V162H24ZM95 163V164H96ZM103 163V162H102ZM112 163V162H111ZM246 163V162H245ZM109 164V163H108ZM15 165V164H14ZM24 165H26V166H24ZM73 165V164H72ZM103 165V164H102ZM112 165H115L114 163L113 164H111V166ZM118 165V164H117ZM74 167H75V165H73ZM78 166V165H77ZM95 166V165H94ZM165 166H168V167H165ZM247 166H248V164H247ZM98 167V166H97ZM99 167H100V165H99ZM99 167H98V170H100L99 169ZM120 166L118 165V167L117 168H119ZM146 167V166H145ZM145 167H143V168H145ZM243 167H244V165H243ZM6 168H7V170H6ZM69 168H71V166L69 167ZM68 168V169H69ZM101 168V167H100ZM116 168V167H115ZM121 168V167H120ZM250 168V167H249ZM249 168H247V169H249ZM8 169H11V170H13L14 171V173L12 172V171H10V170H8ZM140 169V168H139ZM98 170H97V173H98ZM106 170V169H105ZM120 170V169H119ZM140 170H142V169H140ZM10 171V172H9ZM66 171V172H65ZM142 171H144V172H146L145 170H142ZM151 171V172H152ZM246 171V170H245ZM72 172H74V171H72ZM93 172V171H92ZM122 171L120 170V172H118V174L117 175H115L116 177L118 176V175H120V173H121ZM133 172H135V171H133ZM133 172H131V174L133 173ZM251 172V173H250ZM11 173H13V174H11ZM78 173V174H77ZM96 173V174H97ZM114 173V172H113ZM124 173V171L122 172V174ZM244 173V172H243ZM96 174H94V175H96ZM102 174V173H101ZM109 174H110V172H109ZM127 174V173H126ZM135 174H137V173H135ZM134 174V175H135ZM88 175H90V173L88 174ZM139 175H140V173H139ZM69 176H71V175H69ZM97 176V175H96ZM96 176H94V177H96ZM113 176V175H112ZM161 176V177H160ZM74 177V176H73ZM119 177V176H118ZM249 177V176H248ZM248 177H246V178H248ZM100 178V177H99ZM102 178V177H101ZM120 178V177H119ZM117 179V182H122V178L121 179ZM154 178H151V180L152 179H154ZM245 178V179H246ZM67 179V178H66ZM73 179V178H72ZM87 179H89V177L87 176ZM109 179V178H108ZM131 179V178H130ZM167 179V178H166ZM244 179V178H243ZM261 179V178H260ZM262 179H264V178H262ZM261 179V180H262ZM74 180H76V178L74 179ZM73 180V181H74ZM91 180V179H90ZM95 181V179H93V176H92V181ZM112 180V179H111ZM150 179L148 180V184H149V182L151 181ZM155 181H156V179H154ZM169 180V179H168ZM247 180V179H246ZM252 180H256V179H252ZM261 180H258V181H261ZM65 181V180H64ZM91 181V182H92ZM101 181V180H100ZM129 181V180H128ZM131 181V180H130ZM137 181V180H136ZM159 180H157V182H158ZM165 181H167V180H165ZM165 181H164V183H165ZM99 182V181H98ZM97 182V183H98ZM105 182V181H104ZM144 182H143V184H144ZM170 182V181H169ZM210 182V181H209ZM248 182V181H247ZM246 182V183H247ZM254 182V181H253ZM73 183V182H72ZM75 183V184H76ZM82 183H84V184H82ZM128 183H130V182H128ZM138 184H139V182H137ZM152 183V182H151ZM161 183V182H160ZM207 183V182H206ZM205 183V184H206ZM249 183H251V182H249ZM75 184L73 185L74 187H75ZM82 184V185H81ZM90 184V183H89ZM109 184V183H108ZM107 184V185H108ZM135 184H136V182H135ZM204 184V185H205ZM77 185V184H76ZM97 185V184H96ZM107 185L105 186V188L107 187ZM137 185V184H136ZM141 185V184H140ZM139 185V186H140ZM172 185H173V182H172ZM206 185H208L209 186V183H207ZM206 185H205V187H206ZM58 186V187H57ZM79 186V187H80ZM94 186V185H93ZM134 186V185H133ZM144 186V185H143ZM149 186V185H148ZM156 186H157V183H156ZM165 186V185H164ZM167 186V185H166ZM170 186V185H169ZM175 186V185H174ZM78 187V186H77ZM78 187V188H79ZM91 187V186H90ZM89 186H88V188H90ZM141 187V186H140ZM150 187V186H149ZM191 187V188H190ZM61 188V187H60ZM76 188V187H75ZM74 188V189H75ZM82 188V187H81ZM80 188V189H81ZM132 188H134V187H132ZM159 188V187H158ZM161 188V187H160ZM166 188V187H165ZM176 187H172V190L173 189H175ZM200 188H202V185H201V187ZM210 188V187H209ZM59 189V188H58ZM85 190H86V188H84ZM84 189H83V191H84ZM116 189H119V187L118 188H116ZM135 189V188H134ZM139 189H141V188H139ZM138 189V190H139ZM171 189V188H170ZM176 189H179V188H176ZM193 190L195 189H199V188H197V187H193L192 188ZM204 189V191L206 192V189L205 188H203ZM211 189V188H210ZM210 189L208 190V191H210ZM245 189V188H244ZM76 190L78 191V189L76 188ZM75 190V191H76ZM87 190H89V189H87ZM85 191L84 193H87L88 191ZM112 190V189H111ZM114 190V189H113ZM120 190V189H119ZM60 191V190H59ZM58 191V192H59ZM83 191H82V195H83ZM121 191V190H120ZM129 191H130V189H129ZM132 191H133V189H132ZM141 191V190H140ZM179 191V190H178ZM207 191V192H208ZM239 191H240V189H239ZM242 192L244 191V190H241ZM240 191V192H241ZM247 191V190H246ZM245 191V192H246ZM57 192V193H58ZM95 192V191H94ZM103 192V191H102ZM197 193L198 191L196 190V191H193L192 193ZM203 192V191H202ZM201 192V190L199 191V193H202ZM205 192H204V194H205ZM235 192V191H234ZM241 192V193H242ZM106 193V192H105ZM121 193V192H120ZM134 193L136 194V192L134 191ZM163 193V192H162ZM112 194H113V192H112ZM122 195H120L119 194V196L117 197L118 198V201H120L121 202V200L123 201L124 200V198H123V190H122V193H121ZM127 194V193H126ZM208 194V193H207ZM218 194V193H217ZM227 194H229V192L227 193ZM58 195V194H57ZM85 195V194H84ZM92 195V194H91ZM107 195H109V194H107ZM196 195H198V193L196 194ZM221 195V196H220ZM220 195H218L217 197H215V198H218L219 196L220 197H222V194H220ZM230 195V194H229ZM229 195H227V196H229ZM55 196H56V194H55ZM59 196V195H58ZM201 196V194H199V197ZM204 195H202V197H203ZM207 196H210L209 194L207 195ZM214 196H216V194L214 195ZM224 196H226V194L224 195ZM231 196H232V194H231ZM234 196H235V194H234ZM248 196V195H247ZM68 197H69V195H68ZM89 197V196H88ZM95 197H98V196H95ZM103 197V196H102ZM112 197V196H111ZM135 197V196H134ZM186 196H184V198H185ZM206 197V196H205ZM213 197V195L212 196H210V198H208V197H206V198H208L207 200H211V198ZM233 197V196H232ZM58 198V197H57ZM66 198V197H65ZM70 198H72V197H70ZM74 198V197H73ZM92 198V197H91ZM90 197H89V199H91ZM113 198V197H112ZM161 198V197H160ZM159 198V199H160ZM182 197H180V199H181ZM183 198V199H184ZM189 198H190V196H189ZM192 198H193V196H192ZM192 198H191V200H192ZM201 198V197H200ZM200 198H199V201H200ZM204 198V197H203ZM214 198V197H213ZM212 198V200L211 201H215L216 199L214 198L213 199ZM241 197H237V198H235V199H240ZM56 199V198H55ZM62 199H63V197H62ZM114 200H115V198H113ZM188 199V198H187ZM243 199V198H242ZM242 199H240L241 201H244V200H242ZM66 200V199H65ZM206 200V199H205ZM206 200V201H207ZM209 200V201H210ZM62 201V200H61ZM66 201H68V202H70L71 200H66ZM86 201V200H85ZM113 201V200H112ZM142 201V200H141ZM147 201V200H146ZM152 201H154V200H152ZM185 201H186V199H185ZM198 201V200H197ZM196 201V202H197ZM205 201V202H206ZM208 201V202H209ZM52 202V201H51ZM63 202V201H62ZM61 202V203H62ZM68 202H65L64 201V203L63 204H65V203H68ZM89 202V200H87V203ZM127 202H129V200L127 201ZM193 202V201H192ZM204 202V203H205ZM208 202H207V204H208ZM218 202H219V199H218ZM84 203V202H83ZM82 203V204H83ZM90 203V202H89ZM112 203H114V201L112 202ZM111 203V201H110V205L112 204ZM125 203V202H124ZM132 203V202H131ZM134 203V202H133ZM142 203V202H141ZM185 203V202H184ZM201 203H203L202 201H201ZM213 203V202H212ZM53 204L55 205V204H57V203H54V201H53ZM52 204V205H53ZM107 204H108V202H107ZM127 204V203H126ZM211 204V203H210ZM213 204H215V203H213ZM219 204V203H218ZM53 205V206H54ZM71 205V204H70ZM95 205V204H94ZM97 205V204H96ZM99 205V204H98ZM115 205V204H114ZM128 205V204H127ZM145 205H146V203H145ZM190 205V204H189ZM61 206H64V205H61ZM74 206V205H73ZM72 206V207H73ZM100 206V205H99ZM105 206H106V203H105ZM150 206V205H149ZM192 206V205H191ZM50 207H52L51 205L49 206V209H50ZM65 207V206H64ZM69 207V206H68ZM82 207V206H81ZM101 207V206H100ZM99 207V208H100ZM130 207H133V206H130ZM136 207V209H137V206H135ZM134 207V208H135ZM139 207V206H138ZM145 207V206H144ZM193 207V206H192ZM195 207V206H194ZM54 208V207H53ZM87 208L88 207H86V209L85 210H87ZM108 208V206L106 207V209ZM110 208V207H109ZM146 208V207H145ZM189 208V207H188ZM58 209V207L56 208V211H58L57 210ZM60 210H61V208H59ZM89 209V208H88ZM126 209V208H125ZM151 209V208H150ZM190 209H192V208H190ZM64 210H65V208H64ZM63 210V211H64ZM83 210V209H82ZM82 210H79V211H82ZM90 210V209H89ZM146 210L147 209H145V212H146ZM194 210V209H193ZM46 211H48V209L46 210ZM45 211V212H46ZM50 211H52V210H49L48 212H49V214L51 213ZM66 211V210H65ZM114 211V210H113ZM137 211V210H136ZM140 211H141V209H140ZM152 211H153V208H152ZM155 211V210H154ZM62 212V211H61ZM90 212V211H89ZM47 213V212H46ZM54 213V211L52 212V214ZM57 212H55V214H56ZM77 213V212H76ZM103 213V212H102ZM161 213V212H160ZM179 213V212H178ZM48 214V213H47ZM58 214V213H57ZM66 215H67V213H65ZM62 215V217H63V219H65L64 218V213L62 214V213H60V216ZM47 216V215H46ZM48 216H50V215H48ZM53 216H54V214H53ZM120 216V215H119ZM55 218H56V216H54ZM54 217L52 218V219H54ZM101 217V216H100ZM153 217V216H152ZM41 218V217H40ZM50 218V219H51ZM60 219H61V217H59ZM83 218H85V217H83ZM103 218V217H102ZM43 219H45V218H42V221H43ZM94 219V218H93ZM93 219L91 220V221H93ZM101 219V218H100ZM99 219V220H100ZM114 219V218H113ZM131 219V218H130ZM157 219V218H156ZM40 220L41 219H39L38 221L40 222ZM104 220V219H103ZM158 220L160 221V219L158 218ZM52 221V220H51ZM50 221V222H51ZM53 221H55V220H53ZM113 221V220H112ZM116 221V220H115ZM162 221V220H161ZM38 222V223H39ZM56 222V221H55ZM94 222H95V220H94ZM158 222V221H157ZM219 222V221H218ZM41 224H42V222H40ZM40 223L39 224H37V226H39V227H37V229L39 228V229H41V226H40ZM119 223V222H118ZM156 223V222H155ZM222 223V222H221ZM51 224H54V222H52ZM51 224H49L50 226H51ZM120 224V223H119ZM214 224V223H213ZM219 224V223H218ZM217 224V225H218ZM45 225V224H44ZM115 225H117V224H115ZM216 225V224H215ZM42 226H43V224H42ZM56 226V225H55ZM69 226V225H68ZM73 226V225H72ZM97 227V226H96ZM46 228V227H45ZM48 228V227H47ZM55 228V227H54ZM66 228H68V227H66ZM73 228V227H72ZM155 227L153 226V229H154ZM31 229V228H30ZM38 229V231H41V230H39ZM49 229H50V227H49ZM51 229H53V228H51ZM153 229H151V230H153ZM173 228H171V230H172ZM182 230H183V228H181ZM190 229V228H189ZM189 229H187V230H189ZM43 230H45V229H43ZM70 230V229H69ZM166 230V229H165ZM165 230H163V231H165ZM168 230V229H167ZM184 230H186V228L184 229ZM183 230V231H184ZM217 230V229H216ZM46 231V230H45ZM51 231H53V230H51ZM68 231V230H67ZM97 231H98V229H97ZM154 231V230H153ZM47 232V231H46ZM48 232H50V231H48ZM152 232V231H151ZM157 232V231H156ZM185 232H187V231H185ZM212 231H210V232H208V233H210V234H212L211 233ZM258 232V231H257ZM41 233V232H40ZM39 233V234H40ZM43 233H45V232H43ZM112 233H113V231H112ZM164 233V232H163ZM183 233V232H182ZM188 233H189V231H188ZM197 233V232H196ZM202 233V232H201ZM206 233V232H205ZM248 233V232H247ZM101 234V236H102V233H100ZM156 234V233H155ZM155 234H153V236H155ZM158 234H160L159 232H158ZM157 234V235H158ZM161 234H162V232H161ZM160 234V235H161ZM185 234V233H184ZM187 234V233H186ZM189 234H191V233H189ZM200 234V231H199V233H198V235ZM210 234H208L207 236H210ZM37 235V234H36ZM36 235H34L35 237H36ZM105 235V234H104ZM197 235V236H198ZM253 235H255V234H253V232H252V236ZM39 236H42V234L41 235H39ZM47 236V235H46ZM45 236V237H46ZM71 236V235H70ZM80 236V235H79ZM134 236V235H133ZM152 236V237H153ZM191 236H192V234H191ZM191 236H188V238L190 239V237ZM200 236V235H199ZM243 236H245V235H243ZM249 235H247V237H248ZM251 236V237H252ZM31 237H32V235H31ZM132 237V236H131ZM159 237V236H158ZM194 237H195V235H194ZM201 238H202V236H200ZM199 237V238H200ZM246 237V236H245ZM24 238V237H23ZM106 238V237H105ZM127 238V237H126ZM141 238V237H140ZM161 238V237H160ZM163 238V237H162ZM196 238V237H195ZM198 238V239H199ZM200 238V239H201ZM209 238V237H208ZM35 239V238H34ZM33 239V240H34ZM143 239V238H142ZM156 239V241H157V238H155ZM199 239V240H200ZM28 240V239H27ZM30 240V239H29ZM28 240V241H29ZM105 240V239H104ZM127 240H128V238H127ZM133 240V239H132ZM135 240V239H134ZM138 240V239H137ZM165 241L166 239H162L161 241ZM192 240V239H191ZM197 240V239H196ZM35 241V240H34ZM145 241H147V240H145ZM152 241H153V238H152ZM155 241V240H154ZM160 241V240H159ZM207 241V240H206ZM22 242H24L23 240H22ZM27 242V241H26ZM33 242V241H32ZM38 242V241H37ZM41 242V241H40ZM107 242V241H106ZM129 242H131V241H129ZM135 242V241H134ZM194 242V241H193ZM196 242V241H195ZM194 242V243H195ZM25 243V242H24ZM28 243V245H29V242H27ZM26 243V244H27ZM108 243V242H107ZM147 243H149V242H147ZM152 243H154V242H152ZM151 243V244H152ZM193 243V244H194ZM207 243V242H206ZM215 243V242H214ZM32 244V243H31ZM129 244V243H128ZM171 244V243H170ZM199 244H200V242H199ZM20 245V244H19ZM22 245V244H21ZM20 245V246H21ZM33 245L35 246V244H34V242H33ZM149 245V244H148ZM22 246H24V245H22ZM21 246V247H22ZM27 245H25V247H26ZM31 246V245H30ZM29 246V247H30ZM113 246V245H112ZM130 246V245H129ZM133 246H135V245H132V248H134ZM214 246V245H213ZM245 246V245H244ZM77 247V246H76ZM125 247V246H124ZM136 247V246H135ZM140 247V246H139ZM139 247H138V249H139ZM171 247V246H170ZM217 247V246H216ZM220 247V246H219ZM260 247V246H259ZM27 248V247H26ZM25 248V249H26ZM39 248V247H38ZM42 248V247H41ZM114 248V247H113ZM121 248V247H120ZM125 248H127V244H126V247ZM158 248V247H157ZM196 248V247H195ZM209 248V247H208ZM211 248V247H210ZM244 248V247H243ZM17 249H18V247H17ZM122 249L124 250V248H123V246H122ZM22 250V249H21ZM100 250H102V249H100ZM99 250V251H100ZM110 250H113V249H111L110 248ZM109 249L107 250V251H110ZM126 250V249H125ZM127 250H129V247H128V249ZM127 250L125 251L126 253H127ZM152 250V249H151ZM166 250V249H165ZM169 250V249H168ZM220 250V249H219ZM20 251V250H19ZM18 251V252H19ZM24 251V250H23ZM32 251H33V249H32ZM104 251V250H103ZM102 251V252H103ZM113 251H115V250H113ZM112 251V252H113ZM164 251V250H163ZM18 252H16V253H18ZM99 253V255H97V256H100L101 254H104L105 255V253L103 252V253ZM123 252L124 251H122V254H123ZM134 252H136V250L134 251ZM142 252H143V250H142ZM141 252V253H142ZM150 252V251H149ZM167 252V251H166ZM222 252V251H221ZM234 252V251H233ZM29 253V252H28ZM76 253V252H75ZM87 253V252H86ZM85 253V254H86ZM130 253H131V256H132V253H133V250H132V252L130 251ZM137 253V252H136ZM147 253H148V251H147ZM152 253V252H151ZM163 253V252H162ZM229 253V252H228ZM235 253H237V252H235ZM19 254V253H18ZM22 253H20V255H21ZM33 253H31V255H32ZM121 254V255H122ZM155 254V253H154ZM165 254V253H164ZM219 254V253H218ZM231 254V253H230ZM238 254H240V253H238ZM23 255V254H22ZM112 255V253L110 254V256ZM116 254L114 253V256H115ZM118 255V254H117ZM116 255V256H117ZM150 255V253L147 255V254H145V256H143V254H142V256L141 257H148ZM227 255V254H226ZM19 257L18 255H13V257ZM96 256V257H97ZM107 256V257H106ZM105 256V258H107L105 261H109L108 259L110 258V256H108V255H106ZM113 256V255H112ZM113 256V257H114ZM136 256H138V254L137 255H134V257L135 258H137ZM12 257V258H13ZM22 257V256H21ZM20 257V258H21ZM28 257V256H27ZM85 257V255L83 256V258ZM102 256H100V258H101ZM118 257V256H117ZM116 257V258H117ZM133 257V256H132ZM139 258H140V256H138ZM147 257L146 258H143V261H144V263L145 264H147V262H146V260H144V259H147ZM151 257V256H150ZM167 257V256H166ZM31 258V257H30ZM95 258V257H94ZM99 258V257H98ZM103 258V257H102ZM101 258V259H102ZM153 258V257H152ZM226 258V257H225ZM115 259V258H114ZM234 259H235V257H234ZM248 259V258H247ZM5 260V259H4ZM11 259H9V261H10ZM18 260H20L19 258H18ZM116 260H118V258L116 259ZM115 260V261H116ZM142 260V259H141ZM148 261H149V258L147 259ZM249 260V259H248ZM251 260V259H250ZM12 261H13V259H12ZM11 261V262H12ZM15 261H16V259H15ZM14 261V262H15ZM34 261V260H33ZM96 261V260H95ZM114 261V260H113ZM140 261V260H139ZM138 260H137V262L138 263H141V262H139ZM152 261V260H151ZM150 261V262H151ZM159 261V260H158ZM173 261V260H172ZM254 262H255V260H253ZM11 262H9V264L11 263ZM26 262V261H25ZM32 262V261H31ZM102 262V261H101ZM101 262H100V264H101ZM110 262V261H109ZM117 262V261H116ZM115 262V263H116ZM119 262H121V261H119ZM154 262V261H153ZM152 262V263H153ZM230 262V261H229ZM257 262V261H256ZM105 263V262H104ZM21 264H23V262L21 263ZM26 264H30V262H28V263H26ZM106 264H107V262H106ZM117 264V263H116ZM123 264V263H122ZM143 264V263H142ZM149 264H151V263H149ZM155 264V263H154ZM166 264V263H165ZM228 264V263H227Z\"/></svg>",
    "mask_w": 264,
    "mask_h": 264
},
{
    "label": "clouds",
    "instance_id": "clouds-1",
    "mask_svg": "<svg viewBox=\"0 0 264 264\" xmlns=\"http://www.w3.org/2000/svg\"><path fill=\"white\" fill-rule=\"evenodd\" d=\"M243 62H244V65L248 67V65H247V57H246V55H245V57H244V61H243Z\"/></svg>",
    "mask_w": 264,
    "mask_h": 264
}]
</instances>
